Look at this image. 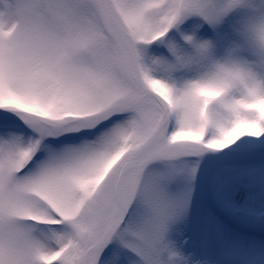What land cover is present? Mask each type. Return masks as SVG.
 Wrapping results in <instances>:
<instances>
[{
  "label": "snow or ice",
  "instance_id": "obj_1",
  "mask_svg": "<svg viewBox=\"0 0 264 264\" xmlns=\"http://www.w3.org/2000/svg\"><path fill=\"white\" fill-rule=\"evenodd\" d=\"M0 264H264V0H0Z\"/></svg>",
  "mask_w": 264,
  "mask_h": 264
}]
</instances>
